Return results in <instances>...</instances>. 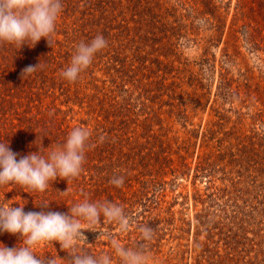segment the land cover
<instances>
[{"label":"rangeland","instance_id":"obj_1","mask_svg":"<svg viewBox=\"0 0 264 264\" xmlns=\"http://www.w3.org/2000/svg\"><path fill=\"white\" fill-rule=\"evenodd\" d=\"M62 3L54 63L44 76L35 72L25 93L16 88L15 106L11 98L0 107L21 156L46 155L76 127L91 132V146L78 179L58 178L42 193L0 187V205L25 212L46 204L68 212L84 199L122 206L126 231L102 217L80 242L113 264L112 241L136 247L144 225L154 229L146 264H264V0ZM97 35L108 46L78 82H67L60 73L76 45ZM113 175L124 177L123 186L110 183ZM18 242L0 234L10 248ZM54 246L35 252L63 264L66 253Z\"/></svg>","mask_w":264,"mask_h":264},{"label":"clouds","instance_id":"obj_2","mask_svg":"<svg viewBox=\"0 0 264 264\" xmlns=\"http://www.w3.org/2000/svg\"><path fill=\"white\" fill-rule=\"evenodd\" d=\"M62 11V0H0V46L12 45L19 51L25 46L34 48L44 39L51 48ZM107 46L108 42L102 35L87 43L80 42L69 66L60 75L69 83L78 82L81 74L91 67L96 54ZM39 67V63L26 66L21 70V79L32 75ZM90 141L91 132L76 127L64 143L56 145L46 155L40 154L37 148V151L21 156L11 149L10 142L0 143V187L19 185L42 193L49 188V182L53 183L58 178L71 183L83 172ZM110 183L121 187L124 177L113 175ZM40 208L38 212H25L24 206L0 205V234H10L19 241L11 248L0 243V264H58L55 256L36 254V247L42 243L53 247L59 244L60 250L66 253L65 257H59L63 264H113L110 254H94L80 242L87 244L85 231L97 232L96 226L101 224L102 217L108 223L117 224L121 231H126L130 217L122 206L110 201L90 202L84 199L68 208V212L46 210L47 204ZM139 231L143 243L136 247H125L112 241L119 264H146L144 249L153 239L154 229L144 225L139 226Z\"/></svg>","mask_w":264,"mask_h":264},{"label":"trees","instance_id":"obj_3","mask_svg":"<svg viewBox=\"0 0 264 264\" xmlns=\"http://www.w3.org/2000/svg\"><path fill=\"white\" fill-rule=\"evenodd\" d=\"M36 47V50H30L29 47L25 46L18 51L12 45L0 46V99L3 98L0 103H8V100H11L12 98L9 102L15 106V103H13L15 90L20 89V92L25 93V90L32 88L33 79H31V77L34 76L35 73L27 78L21 79V70L26 66L37 65L39 63L40 67L37 71L41 72V76H44L45 71L43 70L51 67L54 63L55 57L49 54L50 47L44 39H41ZM46 80L48 82L50 81V79L46 77L44 83ZM29 98L32 100V93ZM6 113L7 111L4 112V110L0 107V123H2V126H0V139L5 141L4 143L10 142V147L13 149L15 140L20 138L19 135L16 137V133L13 128V121L11 124L7 122L5 118ZM8 126L10 127L9 131H7V128H9ZM25 132L29 133L31 132V129L26 127ZM150 184L151 182H145L144 188H148Z\"/></svg>","mask_w":264,"mask_h":264}]
</instances>
